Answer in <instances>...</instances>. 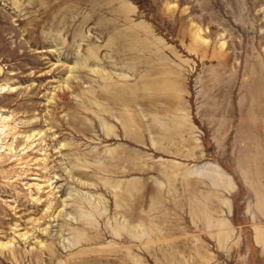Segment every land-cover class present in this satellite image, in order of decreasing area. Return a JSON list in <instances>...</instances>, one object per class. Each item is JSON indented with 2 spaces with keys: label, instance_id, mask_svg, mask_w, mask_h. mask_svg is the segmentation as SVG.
Segmentation results:
<instances>
[{
  "label": "rangeland",
  "instance_id": "374dc122",
  "mask_svg": "<svg viewBox=\"0 0 264 264\" xmlns=\"http://www.w3.org/2000/svg\"><path fill=\"white\" fill-rule=\"evenodd\" d=\"M0 113V264H264V0H0Z\"/></svg>",
  "mask_w": 264,
  "mask_h": 264
},
{
  "label": "crops",
  "instance_id": "0c3cea01",
  "mask_svg": "<svg viewBox=\"0 0 264 264\" xmlns=\"http://www.w3.org/2000/svg\"><path fill=\"white\" fill-rule=\"evenodd\" d=\"M238 156L240 157V160L239 161L232 159V155H231L230 159L227 160V164H228V166H231V165H234L235 166L236 165V167L233 168V170L234 171H238L239 174H242L243 173L242 172V166L244 164L249 167L248 169H252L253 164H255V166H257V160H256V162H253L251 160V157H250V153L249 152H247V151L245 152L242 149V151L240 153H238ZM238 164H240V167L237 166ZM240 178H243V176H240Z\"/></svg>",
  "mask_w": 264,
  "mask_h": 264
},
{
  "label": "bare ground",
  "instance_id": "6f19581e",
  "mask_svg": "<svg viewBox=\"0 0 264 264\" xmlns=\"http://www.w3.org/2000/svg\"><path fill=\"white\" fill-rule=\"evenodd\" d=\"M2 116H3V115L0 113V118H1ZM2 118H3V119H7L8 116H3Z\"/></svg>",
  "mask_w": 264,
  "mask_h": 264
}]
</instances>
